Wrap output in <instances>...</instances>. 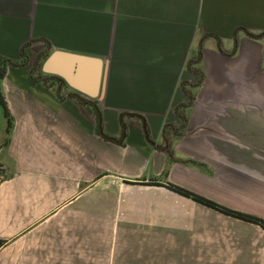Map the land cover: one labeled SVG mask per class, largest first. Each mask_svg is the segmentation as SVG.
Returning <instances> with one entry per match:
<instances>
[{"label":"crops","instance_id":"1","mask_svg":"<svg viewBox=\"0 0 264 264\" xmlns=\"http://www.w3.org/2000/svg\"><path fill=\"white\" fill-rule=\"evenodd\" d=\"M54 50L103 60L97 96L41 70ZM0 56V264H63L64 222L100 199L135 218L127 230L159 227L161 197L167 221L177 198L205 207L169 183L264 218L217 199L264 204V0H0ZM235 220L263 244L244 235L227 264H264V231Z\"/></svg>","mask_w":264,"mask_h":264},{"label":"rangeland","instance_id":"2","mask_svg":"<svg viewBox=\"0 0 264 264\" xmlns=\"http://www.w3.org/2000/svg\"><path fill=\"white\" fill-rule=\"evenodd\" d=\"M8 68L9 64L6 65V69ZM95 192L98 194L99 191ZM110 193V190H101V196L108 195L107 205H110ZM257 198L249 197L246 190L238 197L235 193L227 191L217 199L262 213L263 198ZM100 201L101 204L104 203V199ZM147 203L149 202L143 206ZM159 203L161 220L159 227L152 223V229H149L151 221L144 219L147 217L137 216L138 221L143 223L138 224L143 227L127 230L129 224L123 220L134 222L135 218L127 215L125 209L119 206L115 211L116 217L111 215L110 206L104 207L101 204L97 206V212L100 213L95 215L80 211L78 221L64 222V238L71 235L75 244L74 248L69 247L65 239L63 264L75 262L74 256L71 260L65 259L71 250L77 253L80 251L81 255H84L86 261L79 258V253L75 257L76 261L80 260L83 264L88 261L93 264H227L233 253L247 244L248 238L244 235L255 236L256 244L252 245H258L259 242L263 244L257 227L181 198H177L174 204L175 211L177 210L176 220L167 221V214L170 215L171 212L168 205L172 200L161 197ZM103 209H107V213ZM130 228L128 226V229ZM76 242L80 244L77 245Z\"/></svg>","mask_w":264,"mask_h":264},{"label":"water","instance_id":"3","mask_svg":"<svg viewBox=\"0 0 264 264\" xmlns=\"http://www.w3.org/2000/svg\"><path fill=\"white\" fill-rule=\"evenodd\" d=\"M64 52L59 50L52 51L41 64V70L44 73L61 75L67 82L70 89L79 93H87L91 97L97 96L98 88L102 79L103 60L87 55L66 54L69 62H61L60 57ZM75 64L72 70L71 63ZM90 75L91 89L85 85V74ZM76 95V93H74ZM78 96V95H76ZM99 117V116H98Z\"/></svg>","mask_w":264,"mask_h":264},{"label":"trees","instance_id":"4","mask_svg":"<svg viewBox=\"0 0 264 264\" xmlns=\"http://www.w3.org/2000/svg\"><path fill=\"white\" fill-rule=\"evenodd\" d=\"M10 64V61L1 57L0 56V105L3 108V112H4V117L6 119L7 125H6V134L9 135L11 126H12V122H11V116L9 114V110L7 108L6 105V101L4 99V95L2 92V80L6 74V65ZM8 141V139H6L5 143ZM156 183V182H153ZM168 187L173 190L174 192H176L177 194L189 198L191 200H193L194 202L201 204L211 210H214L216 212H219L223 215L235 218V219H239L245 222H249L252 224H255L257 226H259L263 231H264V218L255 215V214H251V213H247V212H243V211H239L230 207H227L225 205H222L210 198H207L203 195H200L196 192H193L189 189H186L184 187L175 185V184H167Z\"/></svg>","mask_w":264,"mask_h":264},{"label":"built area","instance_id":"5","mask_svg":"<svg viewBox=\"0 0 264 264\" xmlns=\"http://www.w3.org/2000/svg\"><path fill=\"white\" fill-rule=\"evenodd\" d=\"M2 168L0 167V178H2L3 177V174H2V170H1Z\"/></svg>","mask_w":264,"mask_h":264}]
</instances>
